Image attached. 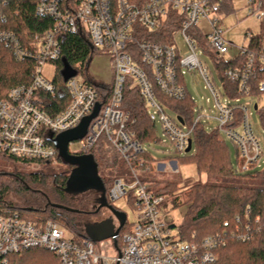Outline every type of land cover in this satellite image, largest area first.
<instances>
[{
  "label": "built area",
  "instance_id": "1",
  "mask_svg": "<svg viewBox=\"0 0 264 264\" xmlns=\"http://www.w3.org/2000/svg\"><path fill=\"white\" fill-rule=\"evenodd\" d=\"M226 1L36 0L34 13L39 18L53 21L50 30L43 35L32 34L28 42H23L12 31L0 30V48L10 49L18 62L34 63L31 83L11 88L0 99V159H14L33 171L47 164L56 166L59 151L53 140L77 128L94 112L96 105L101 104L99 115L90 123L87 135L75 142L79 144L81 154L91 155L94 145L103 136L106 138L134 177L133 182L116 179L106 192L107 200L113 205L120 201L129 204L131 200L135 209L133 221L127 216L126 224L130 229L101 241L100 250L86 235H77L56 220L32 219L25 211L0 201V264H10L12 256L32 250L54 255L60 264H212L216 261V252L226 244L222 235L208 236L201 242H185L173 234L171 226L174 224L168 220L172 211L171 198L158 194L157 189L139 178L151 169L145 167V160L139 157L145 148L134 138L129 129V116L121 105L124 87L131 80L132 87L138 88L148 106L157 109L163 132L169 137L174 152L184 155L193 130L204 123L206 116L199 107L193 108L192 125L180 124L158 103L155 86L168 97L182 101L187 96V88L182 84L186 74L184 69L197 72L214 100L215 119L219 123L217 131L225 133L237 146L235 170L249 173L259 166L262 150L247 108L230 104L233 100L238 102L239 97L231 98L226 94L222 78L238 86L240 97L252 96V80L260 72L264 75V45L260 51L250 52L247 44L235 47L225 39L222 22L216 17ZM5 5L0 0V14ZM248 7V16L259 21L264 18L260 0H248ZM201 21L208 22L209 33H203L199 27ZM175 26L170 44H159L146 38L165 27ZM194 30L206 44L199 45L190 35ZM81 33L89 36L92 46L100 51L99 55L109 58L112 71V80L108 83L111 85L110 97L103 104L105 98L102 101L96 85L107 83L95 78L92 81L80 78L76 70L77 75L66 82L69 105L60 114L52 116L43 107L42 95H55L57 85L45 77L43 68L62 59L61 35ZM179 33L188 46L189 54L185 57L176 44ZM246 36L249 40L252 33L248 32ZM200 53L212 54L216 66L229 61H238V64L223 72L216 68L219 86L213 73L199 59ZM259 88L264 94V80ZM256 105L257 111L264 109V105ZM236 111L241 112L238 122ZM49 133L52 138H48ZM235 219L240 221L238 216ZM224 225L227 227L228 223ZM118 226L116 224V228ZM238 238L248 240L249 234H240Z\"/></svg>",
  "mask_w": 264,
  "mask_h": 264
},
{
  "label": "trees",
  "instance_id": "2",
  "mask_svg": "<svg viewBox=\"0 0 264 264\" xmlns=\"http://www.w3.org/2000/svg\"><path fill=\"white\" fill-rule=\"evenodd\" d=\"M6 5L2 8L0 14V30H7L16 33L23 41L28 42L32 34L38 33L43 35L53 27V21L46 18H39L35 15L36 0H3ZM264 11V0H260ZM232 0H227L222 7L221 12H230L232 10ZM5 18V21H3ZM175 27H165L160 32L147 35V39L159 44H170L171 36ZM62 42V59L57 62L62 74L66 66L77 71H81L89 81L93 80L89 76L88 70L95 55L101 54L96 50L87 34H66L61 35ZM264 45V18L260 23V34L252 36L247 46L250 52H258ZM238 61L221 62L216 66L218 70L223 72L237 66ZM34 63L32 61L18 62L10 49L5 46L0 48V99L4 98L8 91L19 85H29L33 72ZM264 80L262 72L251 82V95L256 97L260 102L264 101V94L260 91V82ZM226 94L231 98H238L239 88L235 84L227 83L222 78ZM57 92L55 95L43 94V107L52 116L63 112L70 103V98L66 92V82L64 76L61 80L55 82ZM182 84L185 83L182 80ZM103 104L108 101L111 94V85H96ZM130 80L124 87L123 103L121 109L129 116V129L134 134V138L138 140L145 148L146 143L159 141L157 138V127L154 117L149 114L148 104L140 95L138 88L132 87ZM155 94L158 103L161 106H167L172 109L177 118H181L183 123L191 126L194 120L193 108L194 102L188 93L184 100H174L155 86ZM259 115L264 127V109L259 110ZM237 122L241 118V112H235ZM192 143L195 151L192 155L184 158L181 155L175 157L176 160H192L199 174L207 177L217 178L222 181H237V185L223 184H192L186 186L183 192V199L179 195L174 194L175 187L179 183H169L163 188H158L160 195L171 198L172 210L180 208L183 205L185 215L183 222L176 226L178 235L185 242H201L208 236L222 235L226 240L225 246L221 247L217 252V259L212 264H264V170L256 173L237 172L232 165L229 148L224 140H222L216 132H207L204 124H199L192 132ZM238 151V150H237ZM99 167L112 171L116 167L120 156L112 149L107 141L102 138L94 145L91 154ZM146 162L145 167L153 169L156 161L151 155L144 151L140 154ZM238 160V155H237ZM17 162L16 160H7ZM115 171V170H114ZM17 174L20 181L19 189L28 186L26 179H30L33 186L28 191L37 195V199H22L19 201H11L7 198L9 188L5 182L7 176ZM22 177L19 173L0 171V201H7L11 206L19 210L25 211V214L32 219H53L60 222L65 227L72 230L77 235L84 234L83 221L87 220L80 211H88L83 208L69 206L66 203L65 194L62 188L66 187L69 176L66 174H45L40 175L31 173ZM242 179H249L251 185L242 183ZM12 182H16V180ZM154 186V183H151ZM106 192L110 190L104 182ZM94 201L86 205L89 206L96 203L98 194L93 193ZM53 204L78 210V213L67 212L52 207ZM128 204V203H127ZM128 205L133 206V201H129ZM249 212L247 213V210ZM128 216V213H127ZM238 216L240 221H236ZM225 223L228 226L225 227ZM249 227V229H248ZM125 229V230H124ZM130 227L126 226L122 229L121 234L128 231ZM239 230V231H238ZM249 234L248 240L238 238L240 234ZM81 235V236H82ZM87 236V235H86ZM32 250L21 255L11 257L10 264H38L34 258ZM54 256V255H53ZM55 257V256H54ZM55 260H43L45 264H60L58 258Z\"/></svg>",
  "mask_w": 264,
  "mask_h": 264
},
{
  "label": "rangeland",
  "instance_id": "3",
  "mask_svg": "<svg viewBox=\"0 0 264 264\" xmlns=\"http://www.w3.org/2000/svg\"><path fill=\"white\" fill-rule=\"evenodd\" d=\"M232 6L233 10L231 12H220L217 15V19L222 22V30L225 35V39L232 44L235 47H241L242 45H246L248 42V38L246 34L248 32L252 33V36H258L260 34V23L257 18L248 16L249 15V7H248V0H232ZM199 27L203 31V33L207 34L211 31V28L207 21H201ZM190 35H192L193 38H195L198 41L199 45L206 44V41L202 40V36L197 33L196 30L190 31ZM176 44L181 49V54L183 57L187 56L189 54L188 46L185 42L184 37L182 34H177L176 36ZM100 55H95L93 57V60L91 61V64L89 66L88 74L92 77H99L103 78L105 81H109L111 78V70H110V63L107 59L101 58ZM201 62L207 66V68L213 73L216 82L219 86H221L220 80L218 78L217 72H216V65L214 62V58L212 54H202L200 53L198 55ZM229 59V57H227ZM184 82L185 86L188 90V93L191 95L193 102H194V108L197 107L200 108V111L202 114L206 116L204 118V126L207 132H216L218 128V121H216V108L214 104V100L212 98V95L209 91L205 89V82L202 80L200 75L197 72H190L186 69ZM44 75L49 80L56 82L62 79L63 74L62 71L58 65V63H48L43 68ZM79 77L80 78H86V76L79 71ZM209 99V102L207 101ZM231 105L237 106L242 105L243 107L247 108V115L250 116V122L253 127L254 133L260 143L262 155L260 158L259 166H257L253 171L249 173H256L261 172L264 170V127L262 125V121L259 115V111L255 109V105L259 104L260 107H262L264 104L263 102L259 101L254 96H241L239 97L238 102L235 100L230 102ZM150 115L154 116V120L157 127V138L159 141L157 142H150L146 143L145 145V151H147L151 157L156 161V164L153 165V169L151 171H148L147 173L140 175L139 178L149 184L154 183V188H163L166 184L169 183H179L177 187H175L174 194L170 193L172 191V188H169L171 191L167 192L171 195H179L183 199V192L184 188L186 186L192 185V184H223V185H237V181H222L217 178H211L207 177L204 174H199L197 171V167L195 163L191 160H176L175 157L177 154L174 152L173 147L171 145L169 137L163 132L162 123L160 121L159 114L157 112L156 108L148 106ZM164 111L168 116L171 118L177 120V114L167 106H163ZM217 134L219 137L224 140L229 148L230 155H231V162L232 165L237 167L238 161H237V155H238V149L235 144V142L228 137L223 132H218ZM48 138H52V134H48ZM102 140L106 141V138L103 136ZM195 146L193 145L192 150L189 153H185L184 155H181L182 158L186 156H190L194 153ZM69 153L73 157L79 158L86 155H83L80 153V147L79 144L76 142H73V144L69 147ZM78 169V170H77ZM90 169L86 167L80 168L76 165H69L65 163L61 158L60 154H58L57 157V165L52 166L51 164L44 165L42 168H40L37 171H33L30 168H28L27 165L19 162H11L7 160H1L0 159V171H7L12 173H19L22 177H25L26 175H30L31 173H35L40 175L45 174H66L68 176H72L74 172H76V176L78 178H83L88 181V184H91L95 180L102 181L106 183L108 188H112L113 183L116 179H123L126 182H133L134 177L132 172L130 171L127 163L120 158L117 162L116 167L113 168L112 171L105 170L104 167H99L97 173H91L89 171ZM115 170V171H114ZM17 174H13L12 176H7L5 178V182L7 183V187L9 188V192L7 193V198L13 202H17L22 199H37L38 197L35 194H32L30 190L28 191L27 187L31 188L33 186V183L30 181V179H26L28 186L24 189H19L20 181L18 179ZM13 179L16 180V182H12ZM242 183L251 185V181L249 179H242ZM93 191L88 192L86 194L77 196L75 199H72L69 195L65 194L66 203L69 206L79 207L83 208L88 211H95L96 203L93 202V204L86 206L90 200L94 201L93 199L95 196L93 195ZM116 207L118 209H122L128 213V220L133 221L135 214H134V207L132 205H128L125 201H120L118 203H115ZM185 208L186 206L183 205L180 208H176L172 210L168 216L169 222L173 223L176 226H179L184 219L185 215ZM137 212V211H136ZM106 211H101L96 217L95 220H104L107 218ZM89 219V217H88ZM69 229V228H68ZM125 230V229H124ZM72 231V230H70ZM173 234L177 236L178 230L177 228H174ZM82 235V234H80ZM179 236V235H178ZM180 237V236H179ZM96 245L101 250V243L95 242ZM33 254L36 255L37 258H34V262L38 264H45L43 260L49 261V260H55V257L43 250H36L33 251ZM43 259V260H42Z\"/></svg>",
  "mask_w": 264,
  "mask_h": 264
},
{
  "label": "water",
  "instance_id": "4",
  "mask_svg": "<svg viewBox=\"0 0 264 264\" xmlns=\"http://www.w3.org/2000/svg\"><path fill=\"white\" fill-rule=\"evenodd\" d=\"M76 75H77V71L75 69L69 66L65 67L63 71L65 82H67L71 77H74ZM255 109L257 110V105H255ZM100 110H101V104H97L94 112L90 116L86 117L77 128L64 132L58 135L53 140L55 147L59 151L60 158L65 163L73 166L76 165L79 166L80 168L86 167L91 170L89 171L92 174L97 173L98 171V165L95 162L94 157L92 155H86L79 158L73 157L69 153V144L81 140L87 135L90 123L92 122L93 119H95L99 115ZM177 120L179 121L180 124H183L181 118H177ZM192 146L193 143L191 140L186 150L187 153H189L192 150ZM91 191L99 195V198L97 200V204H98L97 212H99L101 209L106 208L112 213L113 217H109L101 222L86 225L85 232L87 237L89 238V240H91L94 243L116 237L126 224L127 214L123 211L117 210L108 203L106 197V189L102 181L95 180L91 184H88V181L86 179L80 177L78 178V176H76V172H74L72 176H69L68 181L66 183V187L63 190L65 194L72 196H80ZM52 207L72 213L79 212L78 210H75L73 208H69L57 204H53ZM115 219L119 223L118 228H116ZM175 227H176L175 225L171 226L172 229H174Z\"/></svg>",
  "mask_w": 264,
  "mask_h": 264
},
{
  "label": "flooded vegetation",
  "instance_id": "5",
  "mask_svg": "<svg viewBox=\"0 0 264 264\" xmlns=\"http://www.w3.org/2000/svg\"><path fill=\"white\" fill-rule=\"evenodd\" d=\"M65 188V187H64ZM64 188H62V191L64 190ZM65 194V193H64ZM68 195V194H67ZM72 199H75L77 196H72V195H69ZM99 198V197H98ZM97 198V200H98ZM97 200H96V204H97ZM108 203L110 205H112L114 208H116L117 210H120L118 209L115 205H113L112 201L108 199ZM96 208L98 209V204L96 205ZM97 209L95 211H80L81 213H83L86 217H89V219L87 218V220H84L83 221V231H84V234H86L85 232V228H86V225H89V224H94V223H97V222H101L103 220H95V217L101 212V211H106V213L108 214L107 215V218L109 217H113L112 216V213L104 208V209H101L99 212H97ZM106 218V219H107ZM105 220V219H104ZM115 224H119L118 221L115 219Z\"/></svg>",
  "mask_w": 264,
  "mask_h": 264
},
{
  "label": "crops",
  "instance_id": "6",
  "mask_svg": "<svg viewBox=\"0 0 264 264\" xmlns=\"http://www.w3.org/2000/svg\"><path fill=\"white\" fill-rule=\"evenodd\" d=\"M232 10H233V8H232ZM231 10V11H232ZM230 11V12H231ZM101 56V55H100ZM101 58H105V59H107L108 61H109V58L108 57H106V56H104V55H102V57ZM109 63H110V61H109ZM110 70H111V68H110ZM93 78H95L96 80H98L99 82H101V83H109V82H111V80H112V71H111V78H110V80L109 81H105L103 78H99V77H97V76H95V77H93ZM121 209V208H120ZM122 210V209H121ZM123 212H125V213H127L126 211H124V210H122Z\"/></svg>",
  "mask_w": 264,
  "mask_h": 264
}]
</instances>
